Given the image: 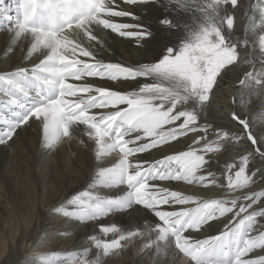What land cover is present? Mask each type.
<instances>
[{
  "label": "snow or ice",
  "instance_id": "snow-or-ice-1",
  "mask_svg": "<svg viewBox=\"0 0 264 264\" xmlns=\"http://www.w3.org/2000/svg\"><path fill=\"white\" fill-rule=\"evenodd\" d=\"M242 8L241 0H0L4 56L20 53L22 65L32 61L0 70V145L18 138L30 121L41 127V147L48 151L83 132L94 144L95 174L53 213L81 222L131 212L145 218L132 230L100 225L103 236L113 238L93 235V258L84 249L68 264H103L134 238L150 264H264V255L250 256L264 250L258 219L264 217V190H251L264 182V164L249 167L264 162V129L254 132L247 118L232 111L230 119L242 131L216 128L209 140L206 120L218 78L222 83L239 65L238 48L247 47L257 30L261 68L244 73L239 84L264 93V0L243 9V40L233 32ZM249 9L259 11L258 22ZM104 31L144 50L161 36L180 35L178 42L163 43L150 62L133 65L101 57ZM184 137L190 141L185 150L138 159L163 152L165 145L175 149ZM225 147L239 158L218 174L208 154ZM110 158L114 162L103 166ZM104 189L120 194L105 195ZM213 189L223 192L212 198L207 193ZM217 224L223 225L217 234L205 235ZM31 264L62 262L50 253Z\"/></svg>",
  "mask_w": 264,
  "mask_h": 264
},
{
  "label": "bare ground",
  "instance_id": "bare-ground-1",
  "mask_svg": "<svg viewBox=\"0 0 264 264\" xmlns=\"http://www.w3.org/2000/svg\"><path fill=\"white\" fill-rule=\"evenodd\" d=\"M166 2L167 0H161V3ZM256 2L257 0H241L243 8L237 12L233 29L235 35L241 40L244 39V29L247 24L246 18H243V9H248L250 4ZM249 15L254 16L256 22L259 21L258 10L249 9ZM121 22L133 21L130 18H121ZM104 33L102 40H104L105 48L101 51V57L106 62L133 65L150 62L163 43L179 40L177 34L161 36L148 50H144L127 38L118 37L114 33L109 34L107 31ZM259 34L257 30L255 34L249 35V45L238 48L242 53L241 62L235 66L234 71L230 72L222 83L218 78V87L213 90L214 96L206 112V120L212 126L209 140L215 138L216 128L242 131L238 124L231 121L232 111L242 118H247L254 132L264 129V122H261L264 116H260L261 111H264V93L249 92L239 86V80L243 78L244 73L253 71L254 68L255 70L261 68ZM7 43L6 34L0 32V70L11 71L18 65L31 66L32 61L21 64L20 53L4 56ZM245 60H251L252 63H243ZM256 118L259 120L256 121ZM29 124L30 127L25 125L23 130H18V138L14 137L7 146L0 145V264H31V261L39 254L58 252H60L58 254L62 264H68L70 259L78 258V253L84 249L90 250L89 259H92L98 250L95 249L91 237L95 235L102 239L113 238L111 234L104 237L99 230L100 225L116 224L118 226L121 223L124 225L121 226L122 230L143 227L145 218L138 212L110 215L94 222H81L54 214L52 211L54 207L72 194L86 189L91 182L96 170L94 144L83 132L77 131L71 138H64L55 150H44L41 147V127L31 121ZM181 139L184 143L176 144L175 149L165 145L163 152L153 150L152 154H141L138 159H158L176 150H185L190 141L186 137ZM209 157L213 161L211 170L218 174L223 172L224 162L239 158L236 152L230 155L227 147ZM112 162L114 161L110 158L103 166H110ZM251 190L257 192L264 190V182L253 185ZM102 191L110 196L120 194L119 189ZM189 191L200 190L191 189L189 186ZM222 192L223 189H213L207 195L216 198ZM258 219L262 224L264 223L262 218ZM222 227V224H217L205 235H215ZM37 240H46L47 243L37 246ZM123 243L128 245L127 248L119 255L112 254L104 257L103 264H150L148 256L139 253L142 243L138 238H134L131 243ZM261 255H264V250H256L250 254L253 258Z\"/></svg>",
  "mask_w": 264,
  "mask_h": 264
},
{
  "label": "rangeland",
  "instance_id": "rangeland-1",
  "mask_svg": "<svg viewBox=\"0 0 264 264\" xmlns=\"http://www.w3.org/2000/svg\"><path fill=\"white\" fill-rule=\"evenodd\" d=\"M179 35H180V34L177 33V36H178V37H179ZM102 36H103V37L105 36V33H104V32L101 33V38L104 39ZM102 41L104 42V40H102ZM104 48H105V45L103 44V49H104ZM135 52H136V51H135ZM136 53H137V52H136ZM136 53H135V54H136ZM137 54H138V53H137ZM135 56H136V55H135ZM239 86L242 87L241 85H239ZM221 109H223V108H221ZM262 115L264 116V111H261L260 116H262ZM258 117H259V116H258ZM263 119H264V118H263ZM263 119H262L261 122H264ZM257 120H259V118H256V121H257ZM212 154H214V153H212ZM212 154L210 153L209 156H211ZM237 160H238V159H237ZM228 162H230V161H228ZM228 162H224L223 165H222V167L224 168L225 163H228ZM250 163H251V164H250L251 166L249 165V167H251L250 170H255V168L261 167V165H262V164H260V163H262L261 161H258V162H256V161H252V162H250ZM255 164H256V166H255ZM253 165H254V166H253ZM223 170H224V169H223ZM262 219L264 220V217H262ZM263 224H264V223H263ZM121 226H124V225L121 224V223L118 224V227L121 228ZM122 243H123V242H122ZM58 253H60V252H58ZM33 260H34V259H33Z\"/></svg>",
  "mask_w": 264,
  "mask_h": 264
}]
</instances>
